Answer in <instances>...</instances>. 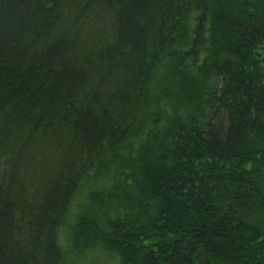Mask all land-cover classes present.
<instances>
[{"label": "trees", "instance_id": "16d2710c", "mask_svg": "<svg viewBox=\"0 0 264 264\" xmlns=\"http://www.w3.org/2000/svg\"><path fill=\"white\" fill-rule=\"evenodd\" d=\"M264 0H0V264H264Z\"/></svg>", "mask_w": 264, "mask_h": 264}, {"label": "rangeland", "instance_id": "374dc122", "mask_svg": "<svg viewBox=\"0 0 264 264\" xmlns=\"http://www.w3.org/2000/svg\"><path fill=\"white\" fill-rule=\"evenodd\" d=\"M259 58L262 60V63L264 64V51L260 52Z\"/></svg>", "mask_w": 264, "mask_h": 264}]
</instances>
